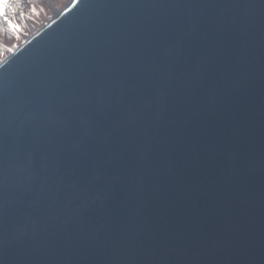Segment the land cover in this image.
<instances>
[{
	"label": "water",
	"instance_id": "95a60500",
	"mask_svg": "<svg viewBox=\"0 0 264 264\" xmlns=\"http://www.w3.org/2000/svg\"><path fill=\"white\" fill-rule=\"evenodd\" d=\"M0 264H264V0H72L5 57Z\"/></svg>",
	"mask_w": 264,
	"mask_h": 264
},
{
	"label": "rangeland",
	"instance_id": "374dc122",
	"mask_svg": "<svg viewBox=\"0 0 264 264\" xmlns=\"http://www.w3.org/2000/svg\"><path fill=\"white\" fill-rule=\"evenodd\" d=\"M9 2L6 15L12 23L18 25V28H11L13 37L10 39L0 34V62L9 55L10 50L18 48L33 35L31 28L41 29L69 6L72 0H19V2L10 0ZM14 7L18 11L17 14L14 12ZM20 13H23V17Z\"/></svg>",
	"mask_w": 264,
	"mask_h": 264
},
{
	"label": "snow or ice",
	"instance_id": "6c2138e0",
	"mask_svg": "<svg viewBox=\"0 0 264 264\" xmlns=\"http://www.w3.org/2000/svg\"><path fill=\"white\" fill-rule=\"evenodd\" d=\"M19 2V0H17ZM73 2H77V0H73ZM9 5V0H0V18H4V22L9 25L10 28L17 29L18 25L12 23L10 20L6 18V11ZM21 17H23V13H20Z\"/></svg>",
	"mask_w": 264,
	"mask_h": 264
},
{
	"label": "trees",
	"instance_id": "16d2710c",
	"mask_svg": "<svg viewBox=\"0 0 264 264\" xmlns=\"http://www.w3.org/2000/svg\"><path fill=\"white\" fill-rule=\"evenodd\" d=\"M14 12L16 14L18 13L16 7H14ZM17 16H19V15H17ZM6 17L9 20V17L7 15H6ZM0 34L3 35V36H5L8 39H10L11 37H13V31H12V29L7 25V23L4 22V20L2 18H0Z\"/></svg>",
	"mask_w": 264,
	"mask_h": 264
},
{
	"label": "bare ground",
	"instance_id": "6f19581e",
	"mask_svg": "<svg viewBox=\"0 0 264 264\" xmlns=\"http://www.w3.org/2000/svg\"><path fill=\"white\" fill-rule=\"evenodd\" d=\"M31 30H32V32H33V33H32L33 35H35V34L38 32V29H35V28H31ZM33 35H32V36H33ZM11 51H12V50H10V53H9L10 55L15 51V49H14L12 52H11Z\"/></svg>",
	"mask_w": 264,
	"mask_h": 264
}]
</instances>
